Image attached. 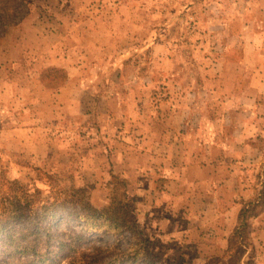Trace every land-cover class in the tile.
Returning <instances> with one entry per match:
<instances>
[{
	"label": "rangeland",
	"instance_id": "rangeland-1",
	"mask_svg": "<svg viewBox=\"0 0 264 264\" xmlns=\"http://www.w3.org/2000/svg\"><path fill=\"white\" fill-rule=\"evenodd\" d=\"M27 2L28 14L19 24L11 25L0 42V221L13 222L14 228L22 230L24 235L23 239L16 236L13 241L3 242L1 239L6 235L0 234V259L4 258L7 264H28L29 260L40 259V256L44 259L43 255L50 250L52 264H68L70 255L90 251L88 240L109 243L113 238L86 231L84 220L67 216L75 210L67 199L73 187L88 188L95 207L109 203L110 190L106 187L109 175L103 182L96 181L94 174L84 170L78 157L91 143L96 146L101 142V138L95 136L94 142L82 138L93 135L80 126L94 124V115L88 111L78 119L60 117L59 88L73 68L87 72L92 76L89 88L96 87L102 92L98 106L100 119L104 121L109 99L106 95L117 92L119 81L113 77L123 72L127 63L133 62L141 68L140 73L161 74V71L150 69L151 61L160 58L158 61H166L163 65L173 72L174 79L158 83L164 94L159 92L158 96L171 101L175 92L189 90L201 82L198 79L205 69L199 60L204 52L200 43L203 33L194 32V25L204 23L202 14L209 3L203 0L198 3L193 0ZM83 31L84 37L80 39ZM49 44L64 46L61 50L58 47L49 50ZM80 44L84 49L91 48L90 51L84 55L80 53ZM89 98V95L83 96L86 107H91ZM42 142L48 146L44 159L39 158L41 150L36 152ZM129 190L141 227L154 237V255L160 262L264 264V232L254 238L261 225L260 216L264 219V205H249L247 237L240 242L244 248L238 244L236 251L230 249L228 255L223 256L229 248L228 241L224 242L226 248L215 245L213 227L201 231L191 225L189 216L179 215L172 207L158 204V201L151 207L146 206L137 187L131 186ZM262 192L264 202V188ZM51 204L54 207L50 210L65 216L55 217L51 223L55 230L45 215L41 217L42 226L48 229L33 235L29 225L24 228L25 222L35 217L26 213L28 210L36 208L41 212L42 205ZM16 208L22 209L16 213ZM23 215L30 219L25 221ZM53 235H60L65 241L82 235L84 240H75L62 249L59 241L47 243ZM35 238H38L37 243ZM24 243L33 247L36 244L38 257L33 254L26 257L21 254L22 249L15 250ZM214 245L217 247L213 248ZM4 251L7 252L5 256Z\"/></svg>",
	"mask_w": 264,
	"mask_h": 264
},
{
	"label": "crops",
	"instance_id": "crops-1",
	"mask_svg": "<svg viewBox=\"0 0 264 264\" xmlns=\"http://www.w3.org/2000/svg\"><path fill=\"white\" fill-rule=\"evenodd\" d=\"M203 1L209 3L205 21L194 25V32L203 33L201 82L168 101L158 96L160 85L174 79L166 61H151L150 69L161 71L153 75L127 63L113 77L119 82L117 92L106 95L104 122L98 106L102 92L89 88L92 76L73 68L59 88L58 111L71 119L88 111L94 115V124L80 126L93 135L82 138L101 142L76 155L96 181L120 174L142 192L146 206L158 201L189 216L201 231L213 227L215 245L226 248L245 203L248 208L264 205V0ZM63 46L49 44L48 49ZM81 46L83 55L91 49ZM38 149L44 159L47 144ZM259 224L255 239L264 232L261 216Z\"/></svg>",
	"mask_w": 264,
	"mask_h": 264
},
{
	"label": "trees",
	"instance_id": "trees-1",
	"mask_svg": "<svg viewBox=\"0 0 264 264\" xmlns=\"http://www.w3.org/2000/svg\"><path fill=\"white\" fill-rule=\"evenodd\" d=\"M28 6L27 0H0V42L7 36L8 28L11 25L19 24L28 14ZM106 187L110 190V201L106 205L99 207H95L91 203L88 188L80 186L69 190L67 199L75 210L68 213L67 216L84 220L86 231H95L105 236H110L113 240L109 243H99L93 239L88 240L90 251L81 252L79 255H77L78 252L70 255L67 257L68 264H166L160 262L157 256L154 255V237L149 235L140 225L139 217L129 193V182L120 174L111 172L109 179L106 181ZM247 204L245 203L240 211L238 225L228 239L229 248L225 250L223 256H227L230 249L235 250V247H239L238 244L247 237L246 231L249 225ZM52 207H54V204L42 205L39 209L41 212L43 210V213L38 212L36 208L28 210L26 213L29 215L33 214L35 217L31 221L25 222L24 228L29 225L30 229L33 230L31 231L33 235L38 234L44 228L48 229L42 226L43 220L41 217L43 215L49 220V225L52 228L51 223L55 217H65L63 213L56 214L53 209L50 210ZM21 209L16 208L14 211L18 213ZM24 217H26L25 221L30 219V217L27 219L28 216ZM12 223L0 221V234L6 235L1 241H13L16 236L21 239L24 238L22 230L18 231ZM47 232L50 231L48 230ZM75 240L81 242L84 240V236L76 235L73 240L65 241L60 235H53L47 243L50 245L51 242L59 241L61 248L64 249L71 246ZM34 241L37 243L38 238H35ZM35 246L24 243L18 245L15 250L22 249L21 254L26 255V257L30 254L38 257V247ZM240 246L244 248V245L240 244ZM243 251L245 252V249ZM3 253L4 256L7 254L6 251ZM50 253L51 251L49 250L43 255L44 259L40 256V259L29 260L28 264L36 262L52 264ZM0 264H7V261L2 258L0 259Z\"/></svg>",
	"mask_w": 264,
	"mask_h": 264
}]
</instances>
